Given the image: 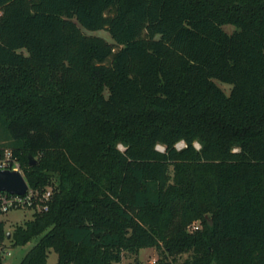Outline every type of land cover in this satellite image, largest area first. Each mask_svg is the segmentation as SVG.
I'll use <instances>...</instances> for the list:
<instances>
[{
    "label": "trees",
    "instance_id": "trees-1",
    "mask_svg": "<svg viewBox=\"0 0 264 264\" xmlns=\"http://www.w3.org/2000/svg\"><path fill=\"white\" fill-rule=\"evenodd\" d=\"M0 121L19 264H264V0H0Z\"/></svg>",
    "mask_w": 264,
    "mask_h": 264
},
{
    "label": "rangeland",
    "instance_id": "rangeland-1",
    "mask_svg": "<svg viewBox=\"0 0 264 264\" xmlns=\"http://www.w3.org/2000/svg\"><path fill=\"white\" fill-rule=\"evenodd\" d=\"M223 28L227 31L231 32L235 25L232 23H225L223 24ZM87 32L100 35L104 37L108 41H113V38L109 31L106 29H95V30H87ZM222 86H226V90H229V84L220 82ZM5 135L4 129L1 125L0 121V138ZM184 144L183 141L178 142V146L181 147ZM197 147H200L199 142H196ZM159 149H163L164 146L159 144ZM34 210L31 208H19V209H13L6 213H4L0 219L4 221L5 223V231L7 230L11 231V237H5L3 240V243L0 245V254L2 255L3 264H19L21 259L24 257V255L27 253V251L34 245L35 239L28 242L26 245L23 246H13L11 242L12 233L15 230L16 226L19 224H24L25 221L30 220L34 217ZM196 224L200 225V222H195ZM196 227V226H195ZM194 226L189 227L190 229H194ZM189 256L188 252H184L181 254L176 255L175 261L173 262H181L185 258ZM165 258L170 261L173 260V256H170L166 254L165 252H162L160 249L154 248V247H144L140 250L138 255L131 254V253H125V256L122 261L117 262L116 264H136L137 260L142 263H155L158 262L160 258ZM58 260V253L52 248L48 252V259L47 264H56Z\"/></svg>",
    "mask_w": 264,
    "mask_h": 264
},
{
    "label": "built area",
    "instance_id": "built-area-1",
    "mask_svg": "<svg viewBox=\"0 0 264 264\" xmlns=\"http://www.w3.org/2000/svg\"><path fill=\"white\" fill-rule=\"evenodd\" d=\"M0 169L20 170L24 174L20 160L13 154V151L10 148H5L3 153H0ZM51 197V187H47L43 192H40L29 185L28 189L22 194L13 193L8 190H1L0 217L10 210L19 208L48 210Z\"/></svg>",
    "mask_w": 264,
    "mask_h": 264
},
{
    "label": "water",
    "instance_id": "water-1",
    "mask_svg": "<svg viewBox=\"0 0 264 264\" xmlns=\"http://www.w3.org/2000/svg\"><path fill=\"white\" fill-rule=\"evenodd\" d=\"M37 159L30 153L29 164L33 165ZM29 187L25 175L20 170L0 169V191L8 190L13 193H24ZM7 237H11V231L7 230Z\"/></svg>",
    "mask_w": 264,
    "mask_h": 264
}]
</instances>
